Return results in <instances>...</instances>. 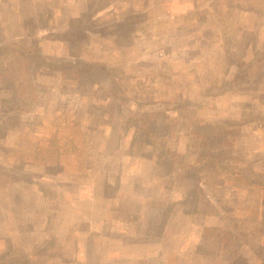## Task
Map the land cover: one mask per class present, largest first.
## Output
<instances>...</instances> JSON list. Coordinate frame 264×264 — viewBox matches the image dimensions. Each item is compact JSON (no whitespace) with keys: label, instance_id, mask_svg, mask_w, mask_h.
Instances as JSON below:
<instances>
[{"label":"rangeland","instance_id":"obj_1","mask_svg":"<svg viewBox=\"0 0 264 264\" xmlns=\"http://www.w3.org/2000/svg\"><path fill=\"white\" fill-rule=\"evenodd\" d=\"M0 264H264V0H0Z\"/></svg>","mask_w":264,"mask_h":264},{"label":"trees","instance_id":"obj_2","mask_svg":"<svg viewBox=\"0 0 264 264\" xmlns=\"http://www.w3.org/2000/svg\"><path fill=\"white\" fill-rule=\"evenodd\" d=\"M169 152V151H168ZM173 156V155H172ZM175 158V157H174ZM200 161L197 160V161H193V162H190V161H184L182 160L179 165L180 167H182V169L186 170V171H190V172H195L197 171L198 167L200 166ZM197 166V168H196Z\"/></svg>","mask_w":264,"mask_h":264}]
</instances>
